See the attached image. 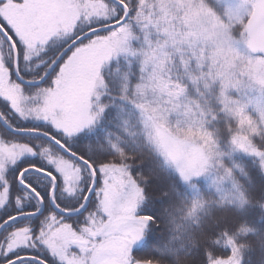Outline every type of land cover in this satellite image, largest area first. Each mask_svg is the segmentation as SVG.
<instances>
[{"label": "snow or ice", "instance_id": "1", "mask_svg": "<svg viewBox=\"0 0 264 264\" xmlns=\"http://www.w3.org/2000/svg\"><path fill=\"white\" fill-rule=\"evenodd\" d=\"M0 121V264L264 253V0H0Z\"/></svg>", "mask_w": 264, "mask_h": 264}, {"label": "trees", "instance_id": "2", "mask_svg": "<svg viewBox=\"0 0 264 264\" xmlns=\"http://www.w3.org/2000/svg\"><path fill=\"white\" fill-rule=\"evenodd\" d=\"M58 49L56 47H50L48 51H46L45 53H43L42 55L44 56H50V55H55L56 51ZM40 71V69L37 71V73ZM40 124H36V123H30L28 125H23V127H39ZM9 134H11L9 132ZM13 135V134H11ZM14 136V135H13ZM21 139H25V140H29V141H34L37 139V137L34 136H28V135H24L21 136ZM243 159H245V161H247L249 164L251 163L250 158L248 157H244ZM28 163H41L43 165V161L36 156V158H33L31 161L25 160L22 165H17L14 168L16 169V172L18 171V169L20 167H23L25 164ZM29 183H32L34 186L38 187L40 190H42L43 194L46 195V189H47V180L44 176L39 175L37 173H29L28 175H26L25 177ZM172 179H175V177H172ZM167 184V181H165V186ZM21 190H23L24 188L21 187ZM190 194V193H189ZM39 205V202L36 201L33 198H28L27 199V203L25 205V210L27 211L28 209H30L33 206ZM5 214H1L0 217L4 216ZM249 219L252 220L253 217L249 216ZM24 219H21V222H23ZM264 261V253H261L259 249H257L256 252L253 253H248L245 256V264H261V262Z\"/></svg>", "mask_w": 264, "mask_h": 264}, {"label": "flooded vegetation", "instance_id": "3", "mask_svg": "<svg viewBox=\"0 0 264 264\" xmlns=\"http://www.w3.org/2000/svg\"><path fill=\"white\" fill-rule=\"evenodd\" d=\"M9 115L12 117V119L13 120H16V117L14 116V114H11V113H9ZM18 123H20L21 125H23V123H24V121H22V122H19L18 121ZM30 123H35V122H27L26 123V125H28V124H30ZM36 124H40V126L42 125V122H36ZM0 127H5L2 123H1V121H0ZM12 133V132H11ZM13 134V133H12ZM14 136H17V135H15V134H13ZM18 138H20L21 139V137H19V136H17ZM33 158H36V156H28V157H26V158H23L17 165H22V163L25 161V160H28V161H31ZM16 165V166H17ZM9 173H10V175L12 176V178H13V180H14V183H13V190H14V192H16V191H19V190H21L20 188L22 187V184H20L18 181H15V175H16V169L15 168H11V169H9ZM14 210V208H13V205L12 204H10L9 206H8V208L7 209H0V216H1V214L3 215V214H6V213H11L12 211Z\"/></svg>", "mask_w": 264, "mask_h": 264}, {"label": "clouds", "instance_id": "4", "mask_svg": "<svg viewBox=\"0 0 264 264\" xmlns=\"http://www.w3.org/2000/svg\"><path fill=\"white\" fill-rule=\"evenodd\" d=\"M163 223L165 228V239H167L172 234V229L174 226L169 223L167 215H165ZM177 264H184V261L180 260L177 262Z\"/></svg>", "mask_w": 264, "mask_h": 264}, {"label": "water", "instance_id": "5", "mask_svg": "<svg viewBox=\"0 0 264 264\" xmlns=\"http://www.w3.org/2000/svg\"><path fill=\"white\" fill-rule=\"evenodd\" d=\"M1 123L5 126V127H7L5 124H4V122L3 121H1ZM9 131L11 132V130L9 129ZM12 133H14V134H16V135H25L24 133H22V132H12ZM31 172H34V171H30V172H28V173H31ZM28 173H26L25 175H27ZM35 173H37V172H35ZM38 174H40V173H38ZM42 175V174H41ZM23 186V185H22ZM24 187V186H23ZM43 210V209H42ZM23 219V218H22Z\"/></svg>", "mask_w": 264, "mask_h": 264}, {"label": "rangeland", "instance_id": "6", "mask_svg": "<svg viewBox=\"0 0 264 264\" xmlns=\"http://www.w3.org/2000/svg\"><path fill=\"white\" fill-rule=\"evenodd\" d=\"M38 70H39V68H37L35 71L37 72ZM27 122H28V123H29V122H35V123H36V122H40V121H32V120H28V121H24L23 125H26ZM23 125H22V126H23ZM29 156H31V155H29ZM26 157H28V156H25L24 158H26Z\"/></svg>", "mask_w": 264, "mask_h": 264}, {"label": "bare ground", "instance_id": "7", "mask_svg": "<svg viewBox=\"0 0 264 264\" xmlns=\"http://www.w3.org/2000/svg\"><path fill=\"white\" fill-rule=\"evenodd\" d=\"M10 132V131H9ZM11 133V132H10Z\"/></svg>", "mask_w": 264, "mask_h": 264}]
</instances>
